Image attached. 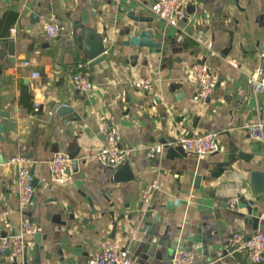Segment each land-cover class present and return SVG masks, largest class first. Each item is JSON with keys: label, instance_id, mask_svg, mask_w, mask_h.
<instances>
[{"label": "crops", "instance_id": "crops-1", "mask_svg": "<svg viewBox=\"0 0 264 264\" xmlns=\"http://www.w3.org/2000/svg\"><path fill=\"white\" fill-rule=\"evenodd\" d=\"M152 1L0 0V234L17 232L27 214L41 235L36 250L35 235H26L33 245L10 264H87L104 239L145 264H170L177 250L190 248L196 264H254L225 243L232 232L256 230L247 210L229 200L249 197L251 174H264V143L247 129L264 116V99L251 92L249 79L264 66V0H195L177 27L151 11ZM45 22L62 25L58 37L45 35ZM128 26L150 30L159 46L149 52L123 45ZM200 29L211 48L195 42ZM99 35L104 60L95 63L90 54ZM78 59L87 62L95 85L89 91L70 81ZM193 62L208 64L217 76L205 100L192 98L186 80ZM142 77L151 79L152 90L135 85ZM103 124L120 133L132 180L116 182L119 166L95 157L105 142ZM208 130L219 143L208 156L144 155L153 143ZM61 152L77 162L62 183L49 173V161ZM17 154L34 177L24 211L17 165L9 163ZM150 185L144 201L140 191ZM254 199L252 215L264 231V201ZM147 222L152 234L144 230Z\"/></svg>", "mask_w": 264, "mask_h": 264}, {"label": "built area", "instance_id": "built-area-1", "mask_svg": "<svg viewBox=\"0 0 264 264\" xmlns=\"http://www.w3.org/2000/svg\"><path fill=\"white\" fill-rule=\"evenodd\" d=\"M195 0H153L150 4L151 11L160 19L171 26H176L186 16L187 6L193 4ZM62 25L56 22H45L42 29L49 38L58 37L62 32ZM197 44L211 48L212 40L209 33L203 29L198 30L194 36ZM233 66H238V62L230 59ZM85 61L78 59L74 63L70 81L77 90L89 91L95 87L90 81L89 73L86 71ZM27 65V61H23ZM37 75L34 74V77ZM251 92L264 99V66L256 68L250 75ZM186 80L191 81L194 86L192 98L195 100H205L213 92L218 80L209 65L203 62H193L186 72ZM135 85L147 91L152 90L153 82L150 78H139L135 80ZM35 110L38 105L35 104ZM102 133L105 142L95 153V157L108 167L117 168L125 159V151L120 145V133L114 127L107 124L102 125ZM248 133L253 138L264 143V116L257 121L247 125ZM179 145L185 153H192L198 157H205L216 152L219 148L216 133L213 131L199 132L193 131L190 134H180L172 142L153 143L145 149L144 155L153 159L157 153L165 150V147ZM9 163L17 165V196L19 207L22 211L32 203L34 192V177L30 169L24 164L25 156L17 154L9 158ZM73 158L66 153H56L49 161L50 177L55 182L62 183L66 179V168L70 167ZM154 185L141 189V197L148 201ZM238 200L237 196H232L229 205L233 206ZM37 224L29 215H23L19 230L17 232L0 234V261L3 264H10L26 252V248L33 245L32 238L37 232ZM225 246L237 250H244L247 258L254 264H259L264 260V231L256 229L245 234L239 231L232 232ZM87 264H145L140 260L131 258L127 251L118 248L111 240L104 239L96 250L89 257ZM170 264H196L195 254L192 251L177 250L170 260ZM203 264H211L210 262Z\"/></svg>", "mask_w": 264, "mask_h": 264}, {"label": "water", "instance_id": "water-1", "mask_svg": "<svg viewBox=\"0 0 264 264\" xmlns=\"http://www.w3.org/2000/svg\"><path fill=\"white\" fill-rule=\"evenodd\" d=\"M134 20L139 21V22L149 21V20L141 18V17L140 18L134 17ZM124 33L126 35V39L123 41V45H125V46H129L131 48L135 47V46L146 47V48H148L149 52L151 51V49L153 47L159 46L158 43H156L155 40L153 39L152 32L148 29H140L137 26H135V27L134 26H132V27L128 26L126 28V30L124 31ZM96 46H97L96 50H94V52L90 54V56L94 59L95 63L104 60V56L100 55L105 50V46L103 45V37L101 35H99V44L97 43ZM135 58H136V54H133L130 57L131 63H133ZM161 142L166 143L167 140L164 139ZM165 151H166V154L169 155L170 157H172V156H183L185 154V152L183 151V149L179 145H174V146L172 145L170 147H165ZM76 168H77V162L73 161L72 170L76 171ZM65 172L70 173V167L66 168ZM113 175H114V180L116 182L117 181H129V180H132L134 178V175L132 174V172L129 168L128 162H123L117 168V170H115ZM248 188H249V194H250L249 197L246 198L244 195L239 194L238 200L236 202V207L237 208H245L247 210V214L250 216V222L252 223V227L254 229H257L259 218L253 216L252 213L254 211V206L256 204V200L254 198H256V196H260V199L262 201H264V174L258 173V172H253L251 174V177H250ZM177 203H178V201L174 200L173 204L177 205ZM166 206L170 207V206H172V204L170 202H168L166 204ZM144 230H146L147 233L152 234L153 230H154L153 225L151 223L147 222ZM40 238H41V235L39 233H36L35 234V243H37V246L35 247V250L37 248H41V246L38 245ZM150 246L153 247L152 243H145L144 244V248H148ZM190 250H191V248L189 250L187 249V251H190Z\"/></svg>", "mask_w": 264, "mask_h": 264}]
</instances>
